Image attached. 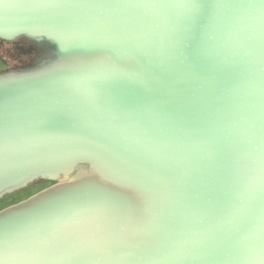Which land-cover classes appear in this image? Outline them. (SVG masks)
Here are the masks:
<instances>
[{"label":"water","instance_id":"95a60500","mask_svg":"<svg viewBox=\"0 0 264 264\" xmlns=\"http://www.w3.org/2000/svg\"><path fill=\"white\" fill-rule=\"evenodd\" d=\"M112 4L0 0V264H264L258 14Z\"/></svg>","mask_w":264,"mask_h":264},{"label":"snow or ice","instance_id":"6c2138e0","mask_svg":"<svg viewBox=\"0 0 264 264\" xmlns=\"http://www.w3.org/2000/svg\"><path fill=\"white\" fill-rule=\"evenodd\" d=\"M112 6L125 7V8H142V7H155V8H188L197 10L201 17L206 15V10L209 8L230 7L234 9H243L258 14L261 21V32L264 33V0H113ZM264 46V37L261 40ZM105 84L104 79H98L93 82V88L103 87ZM102 206L116 207L118 202L112 197L104 196L99 201ZM9 252V240L5 232L0 237V256H7ZM93 252L90 248H81L71 255L68 259L81 264L90 259Z\"/></svg>","mask_w":264,"mask_h":264},{"label":"flooded vegetation","instance_id":"af4514ba","mask_svg":"<svg viewBox=\"0 0 264 264\" xmlns=\"http://www.w3.org/2000/svg\"><path fill=\"white\" fill-rule=\"evenodd\" d=\"M0 52L5 55L8 70H11L34 65L40 50L27 40L20 39L14 43H0Z\"/></svg>","mask_w":264,"mask_h":264},{"label":"rangeland","instance_id":"374dc122","mask_svg":"<svg viewBox=\"0 0 264 264\" xmlns=\"http://www.w3.org/2000/svg\"><path fill=\"white\" fill-rule=\"evenodd\" d=\"M6 57L3 55L2 52H0V73H3L4 71L9 69L7 62L5 61ZM51 183H44L36 186H32L26 190H23L21 192L15 193L11 196L5 197L3 200L0 201V211L12 206L14 204H17L21 201H24L31 197L32 195L40 192L41 190L49 187Z\"/></svg>","mask_w":264,"mask_h":264}]
</instances>
